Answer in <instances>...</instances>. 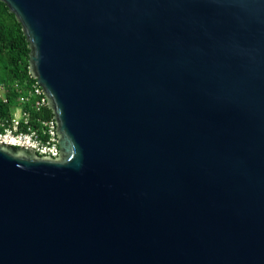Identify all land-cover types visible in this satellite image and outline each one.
<instances>
[{
	"label": "water",
	"instance_id": "1",
	"mask_svg": "<svg viewBox=\"0 0 264 264\" xmlns=\"http://www.w3.org/2000/svg\"><path fill=\"white\" fill-rule=\"evenodd\" d=\"M58 153L0 143V264H264V0H1Z\"/></svg>",
	"mask_w": 264,
	"mask_h": 264
},
{
	"label": "built area",
	"instance_id": "2",
	"mask_svg": "<svg viewBox=\"0 0 264 264\" xmlns=\"http://www.w3.org/2000/svg\"><path fill=\"white\" fill-rule=\"evenodd\" d=\"M13 97L14 102L10 114L0 115V143L13 146H27L38 155L56 157L58 153L57 136L53 117L36 121L33 126L30 112L21 104L28 103L31 109L38 110L45 104L46 98L35 82L31 88L21 90L18 81L0 82V100L8 103Z\"/></svg>",
	"mask_w": 264,
	"mask_h": 264
},
{
	"label": "trees",
	"instance_id": "3",
	"mask_svg": "<svg viewBox=\"0 0 264 264\" xmlns=\"http://www.w3.org/2000/svg\"><path fill=\"white\" fill-rule=\"evenodd\" d=\"M28 56V42L21 25L6 4L0 0V82L18 81L21 90L31 88L36 80L29 73ZM12 102H14L13 97L9 99L8 103H3L0 100V115L10 114ZM30 103L31 101L21 105L29 110V117L33 126L37 125L36 121L53 117V112L46 102L38 110L31 109Z\"/></svg>",
	"mask_w": 264,
	"mask_h": 264
}]
</instances>
